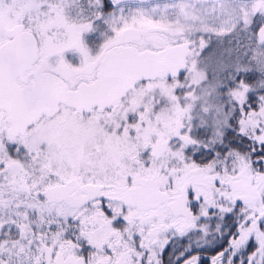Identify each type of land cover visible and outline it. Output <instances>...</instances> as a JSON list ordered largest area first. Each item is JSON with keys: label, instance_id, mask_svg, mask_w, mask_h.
<instances>
[{"label": "rangeland", "instance_id": "374dc122", "mask_svg": "<svg viewBox=\"0 0 264 264\" xmlns=\"http://www.w3.org/2000/svg\"><path fill=\"white\" fill-rule=\"evenodd\" d=\"M99 6V0H0V40L7 26L23 23L36 38L41 71L54 74L61 83L57 104L14 142L29 149L39 147L40 157L50 164L49 173L54 175H78L94 183L116 185L156 171L158 189L171 195L196 173L195 167L204 166V173L220 184L193 182L188 203L193 215L184 218L167 208L155 214L152 257H159L167 240L183 236L189 238L188 247L205 245L210 250L218 241L213 239L218 227L232 219L236 225L259 212L257 199L264 204V182L255 188L257 196L250 201L245 200V190L224 187L230 175L254 173L261 165H251V155L247 152L244 157L243 150H238L234 162L218 158L202 163L193 154L204 148L215 152L224 149L228 155L230 138L223 132L229 128L228 117H236L240 130L251 139L264 142V43L259 48L244 47L234 57L225 50H209L206 60L194 68L198 79L172 84L158 79L140 81L131 86L137 92L110 107L77 109L64 105L62 99L65 89L79 82L74 74L77 68L116 46L114 39L124 29L148 27L151 11L152 25L169 28L176 40L199 32L224 39L235 34L238 38V32L245 34L246 28L245 35L251 36L253 30L254 39L255 31L264 25V0L130 1L106 12H100ZM140 43V49L149 48L147 38ZM233 67L236 84L219 85L218 79L226 76L227 81ZM183 71L177 77L183 79L189 73ZM247 221L233 238L228 255L216 264H239L233 257L252 241L254 250L247 262L240 264H264V215L256 224ZM140 226L141 237L149 239L147 225ZM198 256L209 259L203 261ZM212 256L193 254L182 264H211ZM156 261L152 264H161Z\"/></svg>", "mask_w": 264, "mask_h": 264}, {"label": "flooded vegetation", "instance_id": "af4514ba", "mask_svg": "<svg viewBox=\"0 0 264 264\" xmlns=\"http://www.w3.org/2000/svg\"><path fill=\"white\" fill-rule=\"evenodd\" d=\"M99 1V11L106 12L115 7L119 8L125 2L146 3L149 0ZM150 21L146 30L124 29L118 35L119 37L114 39L116 46L112 45L101 56L95 55L87 64L77 68L74 74L79 82L75 87L66 88L65 94L69 89H76L81 82L91 83L96 80L102 67V58L108 51L118 52L132 48L138 53L144 52L150 57H155L158 61L157 74L149 78L128 81L123 94L117 99L119 100L127 94L137 92L131 87L132 84L147 79L150 81L158 79L168 84L174 81L189 83L198 79L195 77L197 74L194 70L197 69L198 63L201 64V61L206 60L209 50H225L234 57L236 52L244 47L259 48L260 44L264 43L259 40L258 36L259 30L264 25L255 31L254 39L253 30H251V36L245 35L248 33V28L245 27V34L239 31L238 38L235 34L224 39L218 35L199 32L197 36L187 33L181 40H176L169 28L152 25V11ZM21 31L25 35H33L29 28L17 21L5 28V36L0 40V46ZM145 38L148 39L149 48L140 49L139 45H142L140 42ZM175 47L184 48L185 52L182 53L179 69L173 73L167 69L168 62L165 61V55L168 50ZM38 60L37 45L33 62L23 73L15 76L16 88H10L11 92L29 90L30 85L49 74L58 84L59 99L61 83L56 80L54 74L41 71ZM40 63L43 65L41 61ZM183 70L189 73L185 74L183 79L177 77ZM235 73L236 69L233 67L227 75V81L226 76L218 79L219 85L222 83L235 85L237 81L234 77ZM157 76L159 77L156 78ZM4 84L5 80L0 77V99L5 93ZM114 102L106 106L95 105L77 109L110 107ZM52 107L45 105L40 110L32 111L25 128L9 136L8 131L12 124L11 114L5 106L0 105V264H152V262H157L156 259L161 264H182L184 260H187L189 258V247L187 246L189 238L187 236L167 240L163 244L159 257H152V246L156 247V240L152 243V218L162 208H167L171 214L184 218L193 215L188 205L189 188L193 182H206L202 179V176L206 175L204 166L195 167L193 170L196 173L189 175L184 186L173 195L158 189L159 178L156 171L147 176L133 178L129 183L118 182L116 185L103 182L94 183L86 178L81 179L78 175L69 178L54 175L49 173L50 164L40 157L42 151L39 147L29 149L25 145L14 142L20 133L32 124L34 125L44 112L49 113ZM226 122L229 128L223 132L227 133L230 138L228 155L224 149L215 152L203 148L202 151L193 154L194 159L202 163L218 158L230 159L234 162L237 160L238 150L245 151L244 157L249 152L251 165H256V167L261 165L260 169L243 175L241 173L232 174L224 183V187H232L233 191L245 190V195L248 197L245 200L250 201L256 195L255 188L264 182V142L258 143L251 139L245 130L241 131L236 117L234 119L228 117ZM259 149L262 151L259 152ZM25 155L28 157H24ZM209 178V183L220 184L214 176ZM178 202L180 205L175 207ZM257 203L260 207L259 212L250 214L249 218H243L236 225L217 226L216 235L218 237H220V232L229 237L228 240L222 242L223 244L227 241L230 247L233 238L239 233L243 224L248 222L247 220L250 219L256 224L258 219L264 215H260L264 211L262 200L257 199ZM141 224L147 225L149 239L141 237V232L138 230ZM140 228L144 227L140 226ZM215 244L221 245V241ZM198 248L202 254L207 253L202 250L211 252L205 248V245ZM226 250L228 251L227 247L207 253V256L213 255L211 264H216L221 257L226 256ZM202 258L200 259L203 261L209 259Z\"/></svg>", "mask_w": 264, "mask_h": 264}, {"label": "water", "instance_id": "95a60500", "mask_svg": "<svg viewBox=\"0 0 264 264\" xmlns=\"http://www.w3.org/2000/svg\"><path fill=\"white\" fill-rule=\"evenodd\" d=\"M258 36L263 42L264 26L259 30ZM36 49L34 36L25 35L22 31L0 46V77L5 80V93L1 96L0 105L5 106L11 114L9 136L25 128L32 111L40 110L45 105L54 106L58 100V84L49 74L30 85L29 90L14 92L10 90L16 88L15 76L23 73L33 62ZM183 52H185L184 48L180 47L166 52L165 61L168 62V70L177 72ZM157 65L158 61L155 57H150L144 52L138 53L132 48L118 52L108 51L102 58L99 77L91 83L81 82L76 89L67 90L63 102L78 108L109 105L120 98L128 81L155 76ZM179 205L178 202L175 207ZM262 214L264 211L260 215Z\"/></svg>", "mask_w": 264, "mask_h": 264}, {"label": "trees", "instance_id": "16d2710c", "mask_svg": "<svg viewBox=\"0 0 264 264\" xmlns=\"http://www.w3.org/2000/svg\"><path fill=\"white\" fill-rule=\"evenodd\" d=\"M262 151V149H260V152ZM203 178V180H207L206 182H209L208 180H210V178H209V176L208 175H203L202 176ZM234 222H235V219H232V220H230V221H226V222H224V224H226V225H232V224H234ZM223 230H226L225 228H223ZM222 230V231H223ZM211 232V234H213V229L210 231ZM228 235L227 234H224L223 232H222V235L220 236V237H218L217 235H215L214 237H213V239L214 240H218V241H221V245H219V244H214L213 246H212V248L210 249V251L211 252H209V251H204V250H202L203 252H207V253H213L214 251H216V250H218V249H220V248H225V247H227L228 248V251L226 250V252H225V254L226 255H228L227 253L229 252V250H230V247H229V244L227 243V241L223 244L222 242H224V240H228ZM254 248H255V244L253 243V241L252 242H250V243H248V244H246V246L244 247V249H242L241 251H238L237 252V254L233 257V261L235 260V261H238V263L240 264V262L241 261H243V262H247V258H248V256L250 255V253H252V251L254 250ZM200 249L196 246V245H193V246H189V252H188V256H191V255H193V254H198V253H201V250L199 251ZM246 264V263H245Z\"/></svg>", "mask_w": 264, "mask_h": 264}]
</instances>
